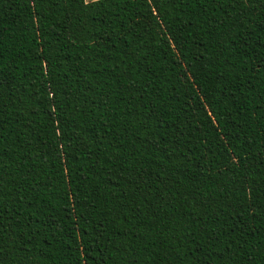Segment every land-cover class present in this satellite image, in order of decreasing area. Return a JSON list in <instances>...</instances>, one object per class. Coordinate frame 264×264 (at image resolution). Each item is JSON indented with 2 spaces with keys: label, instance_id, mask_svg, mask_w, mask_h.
<instances>
[{
  "label": "trees",
  "instance_id": "obj_1",
  "mask_svg": "<svg viewBox=\"0 0 264 264\" xmlns=\"http://www.w3.org/2000/svg\"><path fill=\"white\" fill-rule=\"evenodd\" d=\"M0 264H264V0H0Z\"/></svg>",
  "mask_w": 264,
  "mask_h": 264
},
{
  "label": "rangeland",
  "instance_id": "obj_2",
  "mask_svg": "<svg viewBox=\"0 0 264 264\" xmlns=\"http://www.w3.org/2000/svg\"><path fill=\"white\" fill-rule=\"evenodd\" d=\"M90 1V0H89Z\"/></svg>",
  "mask_w": 264,
  "mask_h": 264
}]
</instances>
